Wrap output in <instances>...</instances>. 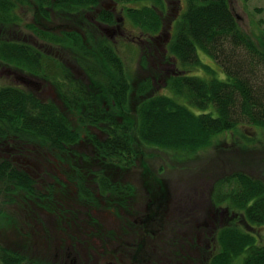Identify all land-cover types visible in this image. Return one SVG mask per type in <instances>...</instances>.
I'll return each instance as SVG.
<instances>
[{"label":"trees","instance_id":"16d2710c","mask_svg":"<svg viewBox=\"0 0 264 264\" xmlns=\"http://www.w3.org/2000/svg\"><path fill=\"white\" fill-rule=\"evenodd\" d=\"M24 3L34 9L36 18L25 27L40 41L56 48L60 56L67 49L73 52V57L93 58V63L79 62L88 79H74L67 64L57 55L44 53L33 42L4 33L24 23L16 12ZM93 3L96 0H0V65L7 70L15 67L20 72L49 78L46 81L50 83L59 77L58 91L86 106L77 129L54 101L43 100L32 89L1 85L0 191H22V195L43 204L45 209L48 204L56 203L54 209L60 208L62 213L65 206L58 200L55 202L53 195L60 189L62 193L67 192L62 178L55 175L54 183L38 188L33 176L10 158L18 151L39 155L51 162L46 154H54L68 166L64 175L76 189L77 202L90 207L91 204L104 206L99 204L100 199L109 198L104 199L112 200L108 206L124 209L134 202L132 196L136 190L132 184L118 178L119 172L127 174L135 170L141 176H152L148 149L187 156L217 146L221 136H232L239 141L236 138L239 133L246 138H240L245 145L254 143L255 139L240 132L244 128H255L257 134L264 135V33L257 38L248 34L241 27L230 0H186V8L178 18L171 17L173 30L165 50L160 49L163 52L159 54L157 43L151 46L161 76L153 70L152 76L143 79L135 90L140 99L135 107L131 105L130 96L132 78L117 45L100 37L94 46L97 53L92 54L83 43L93 41L86 30L89 24L92 30L100 31L94 26L93 14L87 18L80 12ZM163 8L161 0H155V7L125 11L127 19L141 28L143 34L158 36L165 22ZM52 13L67 20L73 18L74 26L83 25L84 34L76 30L55 33L42 26L41 22L51 24ZM101 20L97 19L99 24ZM106 24L111 23L106 21ZM201 51L209 55L220 70L204 64ZM156 80L163 83L167 94L158 91ZM89 81L93 95H88ZM88 97L98 109L89 107ZM103 103L111 108H100ZM114 106L120 111H113ZM90 126L106 131V137L95 138ZM9 137L14 139H7ZM83 138L89 141L88 151L78 148ZM138 161L141 168L137 167ZM89 176L93 186L88 185ZM153 180L154 190L150 189L149 180L142 181L145 192L142 193L148 199L147 212L142 219L145 223H151L157 212L164 214L169 204L167 183L157 175H153ZM214 194L215 206L208 214L212 215L216 228L209 239L211 245L200 249V264H264V243L259 234V229L264 228V178L246 172L234 173L217 183ZM5 203H10L7 197ZM195 225L193 237L200 239L196 230L204 222ZM136 249L137 253L128 259L130 264H147L150 255L143 252L142 245ZM25 251H12L0 245V264H82L78 255L68 250L53 255L54 259L38 258ZM176 258L173 256L175 261ZM183 259L187 261L184 256Z\"/></svg>","mask_w":264,"mask_h":264},{"label":"rangeland","instance_id":"374dc122","mask_svg":"<svg viewBox=\"0 0 264 264\" xmlns=\"http://www.w3.org/2000/svg\"><path fill=\"white\" fill-rule=\"evenodd\" d=\"M105 1L108 0H102L103 3ZM172 1L176 2L178 0ZM179 1L180 6L177 12L174 11L175 8L173 7L170 12L169 6H167V13L170 12L165 19L167 26L161 38L158 39L159 43L164 44V47L166 46L164 34L169 38L173 30L171 17L178 18L181 11L186 8V0ZM161 2L164 5L162 0ZM230 3L241 27L248 34L253 38H257L264 33V0H230ZM126 4L129 8L138 9L141 7L140 3L129 2ZM151 7H155V0H151ZM158 11L160 12V9ZM16 12L23 18L24 23L21 27H10L4 30V33L12 38L21 37V40L31 41L34 44L38 42L39 48L44 53H51L60 57L56 48L40 41L25 27L28 22H34L36 19L34 9L24 3L17 7ZM119 15L125 22L123 26L128 28L130 33H134L135 37L143 33L141 28H137L127 19L125 10L119 9ZM72 20L73 18L67 20L64 16L52 13L51 24L47 26V24L41 22V25L48 27L55 33H59L61 30L74 31L76 26L73 25ZM81 31L84 34V29H81ZM18 32L21 33L18 34ZM144 39L149 40L147 43L153 42L151 39ZM125 40L129 41L124 36L116 45L126 64L127 72L132 78L133 90L130 96L131 105L135 107L140 100L135 90L139 88L143 79L152 76L154 74L153 70L158 77L161 74L158 71L157 58L152 57L153 52L150 50L152 44L147 49L143 46L127 43ZM84 45L89 49L88 52L97 53L94 49V41L87 42L85 40ZM157 50L159 54L163 52L160 47ZM63 51L65 58L73 59L71 50L66 49ZM200 58L204 64H210L220 70L219 66H216L212 61V58L202 51L200 52ZM142 61L145 63L144 65ZM65 62L67 68L71 71L81 73L77 63L71 60H65ZM156 64L157 66H155ZM86 75L88 74L86 73ZM57 79L50 83L46 81L49 78L36 77L20 72L15 67L7 70L0 65V86L24 84L43 100L54 101L72 127L78 129L86 106L78 99L63 96L58 91ZM74 79H79V77L75 78L74 76ZM156 84L159 85V92L168 93L165 88H162L163 83L159 84L156 80ZM88 87L90 92L92 89L90 81ZM91 94L93 95L94 92L92 91ZM88 101L89 107L93 108V99L88 97ZM97 101H99V98H97ZM114 109L113 111H120L116 106H114ZM100 125L102 126V124ZM89 129L96 132L93 126H90ZM240 132L250 139H255V142L245 145L240 141V138H246L241 137L238 133L236 138L239 141L233 140L235 138H232V136H221L217 140V146L195 155L183 156V154L147 150L152 174L162 179L163 183H167L169 190V204L166 212L164 214L160 212L154 214L151 223H145L142 220L147 212L145 202L148 200L147 197L143 196L145 192L142 189L144 183L142 181L145 178L149 180L150 189L154 190L153 175L145 174L141 176L135 170L127 171V174L119 172L118 178L132 184L136 190L135 195L132 196L134 202L124 209H116L107 204L112 200L107 202L104 199L109 200V198H101L99 204L104 206L91 204L90 207L86 203L77 202L76 189L64 175V172L68 170V166L64 162L61 163L59 159L55 158L54 154H46L50 156L53 163L48 162L41 156V159L33 158L32 161L41 168H57V165H60L57 169H59L61 175L58 176L62 178L61 181L65 184L67 192L62 193L63 189H60L61 191H55L53 195L55 196V202L58 200L65 206V209L62 213L60 208L55 210L56 203L48 204V208L45 209L43 204L22 195V191H0V213L2 214V217H0V245L12 251L26 250L27 254L33 255L29 253L32 252L36 254L34 256L44 259H47L45 257L54 259L53 255L68 250L77 254L76 257L82 264H106L109 258L118 257L116 260L118 264H126L129 257L132 258L137 253L136 248L142 245L143 252L150 255V259L146 261L147 264H200V249H203L206 245L208 247L211 245L209 239L216 228L213 217L208 214V210L212 212V208L215 206L214 193L217 183L231 177L234 173L242 172L261 179L264 178V135L257 134V130L250 127L244 128ZM105 135L106 131L103 137H98L96 134L94 137L104 139ZM87 141L85 138L82 139L81 147H78L81 151L89 150L90 145ZM17 158L22 161V157ZM18 164L36 174L34 179L39 184L38 188L54 183L50 173V175H40L36 167L30 164L24 165L20 162ZM137 167L141 168L139 161ZM62 168L64 171L61 170ZM86 170L90 171L89 169ZM87 180L88 185L93 186L90 176ZM6 197L10 200V203H5ZM131 207L132 209H130ZM198 222H204V225L196 230L200 234V239L197 236L193 237V227ZM206 222L209 223V226H206L208 224ZM259 234L262 237L261 241L264 243V228L259 229ZM173 256L177 257L176 261ZM183 256L187 261H184Z\"/></svg>","mask_w":264,"mask_h":264},{"label":"flooded vegetation","instance_id":"af4514ba","mask_svg":"<svg viewBox=\"0 0 264 264\" xmlns=\"http://www.w3.org/2000/svg\"><path fill=\"white\" fill-rule=\"evenodd\" d=\"M162 1L164 2V7H165L163 9V11H162L163 12L162 15L165 16V19L167 17V14H169L171 12L172 7L175 8V10H174L175 12L178 11L177 7L180 5V1L179 0L176 1V2L172 1V0H162ZM136 3H140L141 4V7L138 8V9H141L142 7H151V0H141V1L135 2V4ZM110 6H112V8H110ZM119 6H120V8H119ZM167 6H169V9H170L169 13H167ZM127 8H129L128 4L122 3V2H120L118 0H110V3H109V0L105 1L104 3L102 2V0H96V3L91 4V6L88 9L84 8V9H82L80 11L87 18H88V16L90 14H93L92 21L95 22L94 26L96 28H98L100 31H98L97 29L96 30H92L91 29V25L92 24H89L88 27L86 28V30L89 31L88 35L94 41V43L97 45V43L101 39L100 37H106V38L110 39V41L113 44L116 45L117 42H119L120 39H123V37L126 36L128 38V40L130 41L129 42V41L125 40L127 43H131V44L139 45V46H143V47H148V48H149V46L151 44L157 43V45H158V47H160V49L165 50L164 44L159 43L158 39H160L161 36L163 35V31L166 29L167 24L164 22L163 29H162L160 35H158V36H156L154 34L145 35V34L141 33L140 35L135 37L136 35L134 33H130L128 28L123 26L125 24V22L121 18V16L119 15V9H122V11H124ZM131 9H133V8H131ZM134 9H136V8H134ZM99 18L102 19L101 21H103L100 24H99V21H97V19H99ZM106 21H108L111 24H106ZM82 27H83V25L74 28V30L81 32V28ZM164 36L166 37V41H164V43L166 45V43L168 41V37H167L166 34H164ZM144 38L151 39L153 42L152 43H147L149 40L144 39ZM83 43H84V41H83ZM35 45L38 48L40 47L38 42H36ZM150 50H151V48H150ZM155 54H157L156 51H155ZM58 59L62 63H65V64H66L65 60L66 61L67 60L68 61L71 60L72 62L77 63V65L80 68V72L81 73H76L75 71L73 72V71H71V69H70V73L72 74V76L74 75L75 78L79 77V79L80 78L88 79V75H86L85 71H83V69L79 65V62L80 61H86V62H89V63H93L94 62L93 58H91V57H87V58L73 57V59H70V58H65L64 56H60V57H58ZM70 68H72V67H70ZM21 80H23V79L21 78ZM14 85L20 86V87L25 88V89H30V88L26 87L24 84H14ZM88 95H92V94L90 93ZM103 104L104 105H101L100 108L103 107L104 110L111 108V106H109L108 104H106V103H103ZM93 108L94 109H98V106L97 105H93ZM117 118H118V116H117ZM94 129L96 131V132H93L94 134H98L100 137H103L104 131L101 132L97 127H94ZM105 137H106V135H105ZM7 139H14V138L9 137ZM25 154H21V153H19L17 151L10 158L12 159L15 156L12 159V161L14 163H16L18 161V162H20V163H22L24 165L30 164V165L36 167L39 170V172H40L39 174L40 175H44V174L50 175L51 174L52 177L55 176V175H61L59 173V169H57V168H46V167H42L41 168L35 162L32 161L33 158L41 159V157L39 155L33 156V155H25ZM17 157H22V161L19 160V158H17ZM18 162L16 164H18ZM18 165H20V164H18ZM21 168L23 170H25L26 172H28L30 175H32V176L34 175L33 178H35L36 174H34L31 170L27 169L23 165H22ZM70 253L73 254V252H70ZM118 258H110V259H108L109 261H106L107 262L106 264H118L117 261H116ZM119 261H120V259H119ZM127 262L128 263H126V264H129V260Z\"/></svg>","mask_w":264,"mask_h":264}]
</instances>
